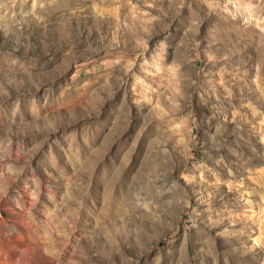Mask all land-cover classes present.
Listing matches in <instances>:
<instances>
[{
	"label": "rangeland",
	"instance_id": "374dc122",
	"mask_svg": "<svg viewBox=\"0 0 264 264\" xmlns=\"http://www.w3.org/2000/svg\"><path fill=\"white\" fill-rule=\"evenodd\" d=\"M0 264H264V0H0Z\"/></svg>",
	"mask_w": 264,
	"mask_h": 264
}]
</instances>
